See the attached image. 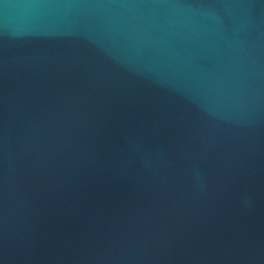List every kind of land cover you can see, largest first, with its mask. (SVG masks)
Masks as SVG:
<instances>
[{"label":"water","instance_id":"95a60500","mask_svg":"<svg viewBox=\"0 0 264 264\" xmlns=\"http://www.w3.org/2000/svg\"><path fill=\"white\" fill-rule=\"evenodd\" d=\"M0 264H264V0H0Z\"/></svg>","mask_w":264,"mask_h":264}]
</instances>
